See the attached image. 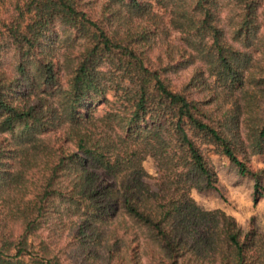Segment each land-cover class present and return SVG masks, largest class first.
I'll return each instance as SVG.
<instances>
[{
    "label": "trees",
    "instance_id": "obj_1",
    "mask_svg": "<svg viewBox=\"0 0 264 264\" xmlns=\"http://www.w3.org/2000/svg\"><path fill=\"white\" fill-rule=\"evenodd\" d=\"M263 3L28 0L2 21L0 264H63L41 233L65 226L128 264H264L262 235L190 195L217 189L208 147L264 195Z\"/></svg>",
    "mask_w": 264,
    "mask_h": 264
},
{
    "label": "rangeland",
    "instance_id": "obj_2",
    "mask_svg": "<svg viewBox=\"0 0 264 264\" xmlns=\"http://www.w3.org/2000/svg\"><path fill=\"white\" fill-rule=\"evenodd\" d=\"M28 0H0V23L10 20L19 14V9L24 8ZM264 5V3H263ZM61 34L51 36L52 48L60 44ZM188 71L182 73L181 77L186 78ZM176 77V76H175ZM173 81V86L178 88L180 83ZM111 97V93L108 94ZM104 105H99L98 112L102 111ZM207 155L209 162L216 172L218 178L217 189L197 190L192 188L190 195L196 204L204 210L221 209L226 214L233 216L237 224L244 230H254L257 235L264 238V195L254 201V182L249 176L241 175L237 167L225 156L216 153L212 147H208ZM142 165L149 175L148 180L153 181L157 175L155 162L147 156ZM250 165L254 169L264 168V153L256 154L250 158ZM264 186V180H263ZM14 225V224H13ZM49 228V227H48ZM50 229L44 230L41 237L50 244L51 249L57 253L63 264H128L127 258L120 255H112L109 252L110 242L106 234L98 240L88 239L86 244H75L70 246L74 230L69 226L60 227L59 233L51 236ZM258 238V236L256 237ZM38 238L33 240L38 245ZM72 241V240H71ZM136 263L138 258L133 256ZM132 261V262H133ZM140 262L147 263V256H141Z\"/></svg>",
    "mask_w": 264,
    "mask_h": 264
}]
</instances>
